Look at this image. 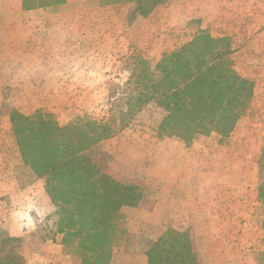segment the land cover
<instances>
[{"label": "rangeland", "instance_id": "obj_1", "mask_svg": "<svg viewBox=\"0 0 264 264\" xmlns=\"http://www.w3.org/2000/svg\"><path fill=\"white\" fill-rule=\"evenodd\" d=\"M138 7L139 0H0V152L6 156L0 167L6 188L35 185L45 196L24 212L10 209L19 202L5 200L0 227L9 234L10 222L26 224L23 235L16 237L25 264H80L77 256L51 239L54 207L44 178L22 161L10 114L42 111L64 126L82 116L113 117L118 124L120 112L131 110L118 132L100 144L107 173L141 192L136 205L121 210L126 242L114 253L112 263L145 264V251L171 228L188 234L202 230L206 243L197 244L202 251H197L200 264H258L264 250V203L258 195L264 185V36L232 39L203 33L231 39L235 70L252 82L253 92L228 136L210 133L186 141L162 135L165 111L155 102L140 108L137 104L130 108L126 99L117 102L120 95L127 96L122 93L136 61L143 60L155 76L161 54L202 34L192 33L195 25L187 19L173 21V0H158V8L143 18L136 14ZM16 11L32 14L4 17ZM13 46L17 49L4 51ZM50 60L63 64L62 82L48 81V73L60 71L48 67ZM179 174L186 179H179ZM180 181L185 185L178 187ZM189 186L206 195L214 216L221 215L210 226L194 227L190 224L194 211L176 209L178 199L187 198ZM223 200L229 212L221 211ZM228 213L229 225L220 227L218 218ZM220 232L221 255L214 241Z\"/></svg>", "mask_w": 264, "mask_h": 264}, {"label": "trees", "instance_id": "obj_2", "mask_svg": "<svg viewBox=\"0 0 264 264\" xmlns=\"http://www.w3.org/2000/svg\"><path fill=\"white\" fill-rule=\"evenodd\" d=\"M158 0H139L136 14L148 15ZM229 37L200 34L176 50L163 53L153 76L143 60L131 66L126 82L130 108L155 102L164 109L162 135L186 141L202 134L228 136L248 107L252 82L235 70ZM138 64L140 67L138 68ZM132 111L98 120L85 116L59 125L53 115L36 111L25 116L12 111L11 131L24 165L45 188L54 207L52 241L79 258L80 264H113L126 242L121 210L136 205L141 192L106 171L101 142L113 137ZM121 125V126H120ZM264 187V185H263ZM259 199L264 203V188ZM59 236L57 240L55 237ZM20 238L0 227V264H25ZM145 264H198L187 232L166 230L145 251ZM258 264H264V250Z\"/></svg>", "mask_w": 264, "mask_h": 264}, {"label": "crops", "instance_id": "obj_3", "mask_svg": "<svg viewBox=\"0 0 264 264\" xmlns=\"http://www.w3.org/2000/svg\"><path fill=\"white\" fill-rule=\"evenodd\" d=\"M158 8V7H157ZM155 8V9H157ZM154 9V10H155ZM153 10V11H154ZM152 11V12H153ZM173 21H180L187 19L188 24H194L192 33L200 34V33H209V34H220L224 36H230L234 39L238 35H257L264 36V0H173ZM32 12L29 11H16L11 14H4V17H13L20 19L23 17H28ZM150 14L146 15L149 16ZM1 16V14H0ZM141 16V15H140ZM143 18V16H142ZM33 26L34 24H29ZM20 27V25H16V28ZM15 28V27H14ZM37 30V28L35 27ZM9 45V44H8ZM17 47L13 46L12 49L4 48V51H14ZM41 66L42 64H37ZM48 67H60V71H55V75L52 73H48V81L57 83L62 82L61 72L62 68H64L63 64L56 63L54 60H50L48 62ZM67 77V75L65 76ZM64 77V78H65ZM66 81V80H64ZM5 153L4 151L0 152V163L4 161ZM4 169L0 167V225H2V217L4 212V204L5 200L9 202H19L17 206L10 208L11 210H22L23 212L28 208H35L36 202L38 199L45 200V196L43 195L42 190H39V186L30 185L28 187H14V188H6L4 184ZM183 175V176H182ZM179 179H186L185 174H179ZM190 179V177H188ZM180 185L178 187L184 186L185 183L179 182ZM188 183V182H186ZM181 189V188H180ZM180 191V190H179ZM202 191H196L194 188L191 189L189 186L188 196L180 197L177 201V207L179 211L185 210L188 207V210H192L194 212L191 213L190 216V224L194 227L202 226H210V222L212 219H216L215 217H220L221 215L214 216L212 213V205L206 203L207 198L205 194H201ZM180 195V192H179ZM192 195V196H191ZM183 196V195H182ZM200 196H204L201 198ZM185 198V199H184ZM221 203V201H219ZM225 204L224 209L221 211L229 212L228 202L227 200H223ZM221 203V204H223ZM6 205V204H5ZM220 205V204H219ZM14 215H20L15 213ZM13 217V216H10ZM18 216V218H20ZM218 221H220V227L225 225H229L230 223V215L224 214ZM12 219V218H11ZM234 223V222H233ZM235 224V223H234ZM25 223L20 221L10 222L9 234L14 237H20L23 235V231L25 230ZM222 232L220 234H215V250L221 255L223 251L222 246ZM203 233H201L196 229L195 234L189 233L190 242L192 250L197 258L198 264L199 262V249L198 245L201 243H206L203 238ZM214 244V243H213ZM213 247V246H212ZM211 248L209 247L208 250ZM226 249V248H225ZM214 251V250H213ZM198 254V255H197Z\"/></svg>", "mask_w": 264, "mask_h": 264}]
</instances>
